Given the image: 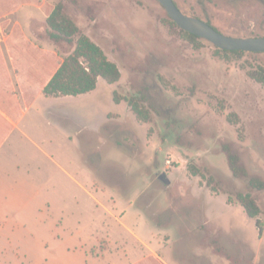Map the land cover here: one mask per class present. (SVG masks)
<instances>
[{
  "label": "rangeland",
  "instance_id": "obj_1",
  "mask_svg": "<svg viewBox=\"0 0 264 264\" xmlns=\"http://www.w3.org/2000/svg\"><path fill=\"white\" fill-rule=\"evenodd\" d=\"M23 1L0 0V15L9 14L0 36L19 28L13 43L23 46L30 73V110L0 185V226L11 242L37 264L78 263L90 251L145 259L136 264H264V189L233 178L224 151L229 145L264 182V89L248 75L264 69V53L192 44L157 0H41V10ZM173 1L226 36L264 37V0ZM57 3L117 65L119 82L99 80L97 90L60 100L39 94L43 56L26 55L20 34L57 67L72 51L48 36L46 15ZM130 98L150 122L135 118ZM193 169L212 177L211 186ZM234 191L255 199L261 235L235 199L228 202Z\"/></svg>",
  "mask_w": 264,
  "mask_h": 264
},
{
  "label": "trees",
  "instance_id": "obj_2",
  "mask_svg": "<svg viewBox=\"0 0 264 264\" xmlns=\"http://www.w3.org/2000/svg\"><path fill=\"white\" fill-rule=\"evenodd\" d=\"M29 2L30 1L24 0L20 4V7L35 6V8H38L40 10L43 8L41 7V5H39L41 0H39V2L34 5ZM8 15L4 11L0 15V19L6 18ZM169 22L173 27L178 28L171 19ZM206 23L212 26L210 23ZM46 25L49 29V38L54 42H65L71 45L72 51L65 58L61 59L57 67L53 68L52 63H50V61H47L45 53L34 46H30L29 42L26 41V38L21 31L20 40L24 41L25 43V54H36L39 57L41 52L43 56L44 72L38 90L40 95L44 96L45 98L77 97L96 90L99 80H102L107 84H115L119 82L121 73L117 65L111 62L107 58L103 50L97 44H95L84 32H82L80 28L75 24V22L71 19V17L64 12L62 3L55 4L54 7L46 15ZM17 29L19 28L13 27L10 33L2 34L1 38L4 40L3 45L7 49H9L11 53L12 66L23 71L22 75L25 82L23 85L22 99L24 103L29 106L30 104L26 100L24 90L29 88L30 73L28 72L27 66H24L25 62L23 61V46H17L15 44V41L13 43V35L14 33H16ZM178 30L192 44L198 41H205L192 34L182 31L179 28ZM6 39L7 42L6 44H4ZM216 52L232 55L245 54L241 51H220L218 49H216ZM30 64L31 66H34L36 63H34L33 61ZM27 65L29 66V62H27ZM31 70H36V67H32ZM37 70L39 69L37 68ZM248 75L251 79L259 83L264 89L263 68L259 67L257 70L249 72ZM120 101L121 100L116 98L114 95V102L118 104ZM126 102L131 112L139 122H150V112L145 107L136 102L134 98H130ZM224 151L227 164L233 178L244 180L247 186L251 189H264V182L248 175L246 169L240 162L238 154L233 152L229 145H226L224 147ZM192 172L193 174L198 175L201 178H206L205 175L200 174V172L196 169H193ZM206 180L207 185L211 186V184L213 183L212 177L206 178ZM232 197L243 208L245 214L250 219H253L255 221V226L258 229L259 235H261L263 230V223L260 220L259 216L261 214V211L255 199L249 193H241L238 191L228 193V202L232 200ZM155 261L158 262L157 260Z\"/></svg>",
  "mask_w": 264,
  "mask_h": 264
},
{
  "label": "crops",
  "instance_id": "obj_3",
  "mask_svg": "<svg viewBox=\"0 0 264 264\" xmlns=\"http://www.w3.org/2000/svg\"><path fill=\"white\" fill-rule=\"evenodd\" d=\"M26 41L29 42L28 38ZM4 40L0 36V185H5V179L9 177L11 158L9 145L12 141L13 135L16 131L23 134V130L20 125L24 120L26 114L30 110V106H27L22 99V91L24 85V77L20 69H16L12 66V56L4 45ZM7 39L5 40L6 44ZM99 85V81H98ZM97 85V88H98ZM96 88V90H97ZM62 98H45L46 100H60ZM33 107V106H32ZM8 172V173H7ZM5 198V197H3ZM7 199H2L0 196V202H6ZM1 207V206H0ZM0 216H2L0 214ZM9 228V227H8ZM13 229V228H9ZM0 226V264H37L35 257L28 256V248L24 250L19 243H12L10 240V230H5ZM81 262L76 263L72 260V263H62L57 261V264H136L140 261H145L144 258L136 260H127L121 257L109 258L106 256L92 255L91 251L87 254L84 252ZM89 255V256H88ZM143 259V260H141ZM147 260V259H146ZM159 262V261H158ZM160 264H167L166 262H160Z\"/></svg>",
  "mask_w": 264,
  "mask_h": 264
},
{
  "label": "water",
  "instance_id": "obj_4",
  "mask_svg": "<svg viewBox=\"0 0 264 264\" xmlns=\"http://www.w3.org/2000/svg\"><path fill=\"white\" fill-rule=\"evenodd\" d=\"M157 1L179 29L205 40L220 51L264 53V37L235 38L226 36L201 19L184 14L173 0ZM159 179L168 184V180H164V175L159 176Z\"/></svg>",
  "mask_w": 264,
  "mask_h": 264
},
{
  "label": "built area",
  "instance_id": "obj_5",
  "mask_svg": "<svg viewBox=\"0 0 264 264\" xmlns=\"http://www.w3.org/2000/svg\"><path fill=\"white\" fill-rule=\"evenodd\" d=\"M171 163H172L171 159H167L166 164H167L168 166H172Z\"/></svg>",
  "mask_w": 264,
  "mask_h": 264
}]
</instances>
